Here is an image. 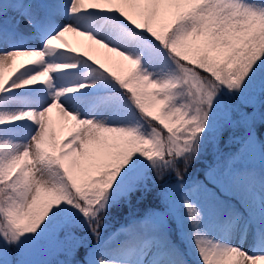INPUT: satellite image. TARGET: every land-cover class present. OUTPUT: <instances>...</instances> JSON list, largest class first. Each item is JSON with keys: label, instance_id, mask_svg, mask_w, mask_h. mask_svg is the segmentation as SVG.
<instances>
[{"label": "snow or ice", "instance_id": "6c2138e0", "mask_svg": "<svg viewBox=\"0 0 264 264\" xmlns=\"http://www.w3.org/2000/svg\"><path fill=\"white\" fill-rule=\"evenodd\" d=\"M85 4L70 0L69 16L117 15L161 48L175 70L149 72L131 45L121 47L73 24L57 29L52 10L38 0H0V37L25 25L43 34L42 47L0 50V100L36 85L50 94V102L34 96L35 107L26 111L0 103V128L20 121L34 126L24 143L0 142V264L5 253L20 254L17 264H32L25 258L54 248L68 257L60 264H75L82 247L88 251L86 264H186L170 237L168 214L130 218L125 229L130 238L118 247L105 239L111 208L157 181L167 204L180 196L186 213L178 222L182 231L185 225L190 229L184 236L200 264H264V254L249 255L205 234L212 219L218 228H236L243 220V234L251 230L264 246V174L234 166L237 160L264 162L257 135L264 124V0H90L91 10ZM65 33L83 36L112 55L101 63L77 52ZM117 38L126 35L117 32ZM60 53L71 62L58 61ZM18 58L27 59L17 64ZM84 60L126 94L138 116L135 123L110 125L74 107L96 82L63 86L56 74L76 71ZM9 62L13 72L6 77ZM54 109L61 115L56 123L50 116ZM228 129L243 131L242 137H229L240 145L231 153L220 143ZM205 146L212 148L213 163L204 182L189 183L186 174ZM173 175L175 183L169 184ZM92 238L96 243L89 246Z\"/></svg>", "mask_w": 264, "mask_h": 264}, {"label": "rangeland", "instance_id": "374dc122", "mask_svg": "<svg viewBox=\"0 0 264 264\" xmlns=\"http://www.w3.org/2000/svg\"><path fill=\"white\" fill-rule=\"evenodd\" d=\"M60 1V0H59ZM70 0H63L62 2H57L56 5H47L41 3L38 0V4L42 8H48L51 11L52 22L56 25L57 29L62 28L65 24H73L76 27L81 28L82 30L91 31L95 35L100 38L111 39L112 43H119V46L125 47L131 45V51L134 56L142 57V67L146 68L149 72H156L158 75H162L168 71H174L168 69L167 62L161 56H157L152 54L150 56L145 55L144 51V41L141 35H138L137 32L133 29H128L127 25H124L119 17L115 14H100V13H91V14H82L78 17H71L67 12L68 4ZM90 0L86 1L85 8L90 9ZM7 8L8 5H5ZM132 30L136 33H133ZM117 32H122L126 35V39L118 40ZM42 33L39 32L32 25H25L18 29V31L14 33H10L8 36L0 37V50L5 48H29V47H42L43 39ZM46 39V37H44ZM64 40L67 44L74 48L77 52L87 53L93 57V59L103 63L107 56H111V53H108L106 50L105 57L103 59L96 58L92 55L90 51L91 41L83 38L82 41L73 42L70 34L65 33ZM99 46H97L98 48ZM66 56L63 53H60L56 59L58 61L64 62ZM21 59L27 58H18V62ZM69 62H71V59ZM13 72V66L7 70L5 76L7 77ZM124 74H122L123 76ZM56 80L59 84L63 86L76 85L80 83H92L96 82L95 87L87 88L83 90L80 94L79 98L74 104L79 111L84 114L94 115L99 120H105L108 124H116V125H127L129 123H135V116L132 113L122 111L120 106L118 105L117 97L119 93L111 92L108 96L107 92L112 91V79L107 74L100 75L97 72L93 71V66L90 62L86 60L82 61L80 67L76 71H69L66 73L56 74ZM39 83V82H37ZM44 85H36L35 89L31 90L29 87L23 90H18L13 93H9L0 100V103H11L15 105L14 111L28 110L30 108H34L35 105L31 102L34 96H41L46 98L43 92ZM30 93V94H28ZM108 94V93H107ZM50 102V100H49ZM52 115V116H51ZM52 121L57 120V115L51 114ZM61 116V115H60ZM59 117V115H58ZM158 123V122H156ZM262 124H259V126ZM260 128V129H259ZM257 129V135L259 137V142L264 145V126L259 127ZM34 131V126L28 121H20L14 125H8L3 128H0V142L3 139H9L13 142L24 143L27 139L30 138V135ZM234 131L228 129V132L223 133L221 137V147L224 152H235L239 148L238 142H232L225 149V140L232 136ZM58 140L64 139V134H61L59 131L57 133ZM225 142V143H224ZM213 154L211 146H205L203 153L199 157L197 161H194L191 167V171L186 174L185 179L189 183H195L197 181L204 182L205 181V171L208 166L213 163V159L208 161L206 158L208 154ZM31 159V156L29 157ZM199 167L195 165H199ZM234 166H241L243 168L254 167L258 174H264V162L259 161L257 158L254 161L244 160V161H235ZM159 183L156 185V192L158 201L157 204L150 205L145 208L141 215H135L132 213V210L127 207L126 213L123 214V221L116 224L112 228L110 227L105 233V239L109 242L111 247H118L122 242L128 240L130 238V233L125 231V229L129 226L130 218L141 219L145 214L150 212H157L170 215L168 220V227L170 229V237L175 243L180 251L183 253L184 259H189L190 261H195L200 264V259L198 254L195 252L194 244L190 239H185L184 232L190 231L187 225L184 226V230H181V227L178 222L179 215H183L186 213V209L183 208L180 204V196L176 195L171 197L168 204L166 203L163 194L161 193V189L159 187ZM169 184L175 183V176L168 178ZM219 195V193H217ZM261 198V194L258 192V202ZM175 201L174 207L171 206V200ZM159 203V204H158ZM233 203L236 204V207L240 210L242 216L247 215L244 208L235 200ZM202 205L208 209L210 207L209 202L203 201ZM114 209L113 211H115ZM168 211L175 213V215L169 214ZM137 214V213H136ZM243 220L236 228H218L216 226V222L214 219L210 220L206 229L205 234L208 239H212L214 241L226 240L228 243L233 246L241 248L243 251L247 252L249 255L252 254H264V246H260L254 236V233L250 230L247 235H244L242 232ZM115 233V235H113ZM96 243L94 238L91 239L90 245L92 246ZM52 251L56 252V257L51 259L48 258L47 261H51L52 264H60L61 261H65L68 257L64 252L59 249H53ZM48 252L36 251L30 257L25 259L30 260L32 264H38L42 258ZM16 255V256H14ZM88 255V251L84 248V252L80 256H76L75 264H86L85 257ZM16 257V258H15ZM18 257V258H17ZM20 259V254L16 253H5L4 255V264H15V260ZM17 264V263H16Z\"/></svg>", "mask_w": 264, "mask_h": 264}, {"label": "trees", "instance_id": "16d2710c", "mask_svg": "<svg viewBox=\"0 0 264 264\" xmlns=\"http://www.w3.org/2000/svg\"><path fill=\"white\" fill-rule=\"evenodd\" d=\"M146 40V45H145V50H146V55H152V54H157L159 56H161L162 58H164L167 62H168V69L173 70L174 66L171 64V62L168 60L167 54L159 47H157V45L150 41L149 39L145 38ZM122 78H127V75L124 74L122 76ZM111 92H116L119 93L118 97H117V101H118V105L120 106V109L122 111H126L129 113H132L135 118H138L137 114L135 113L134 109L132 108V106L130 105V102L126 96V94L120 89V87L114 82V80L112 79V91L108 92V96L111 94ZM264 126V124L262 125H258L257 129L259 127ZM260 129V128H259ZM228 132V130H226L224 133ZM243 136V131L242 130H238L232 133V136ZM231 137V136H230ZM226 142V143H225ZM225 149L233 142V141H229V138L227 139V141L225 140ZM208 161H210V159H213V154L209 153L208 157L206 158ZM201 164H204L203 162L200 163L199 165H195L194 167L197 166L199 167ZM193 169V166H192ZM191 171V168L189 169L188 172ZM173 177V176H172ZM13 178H15V176H13ZM160 182V181H157ZM156 185H149V188L147 191L144 190H138L135 193H132L130 195V198L128 200L122 201L121 203H119L118 205H114L107 218H106V223L109 225V228L115 226L116 224L120 223L121 221H123V214L127 212V210H125V208L127 209L130 208V210H132V213H134L136 216L137 215H141L143 213V211L145 210V208L149 207L150 205L153 204H157V190H156ZM159 204V203H158ZM114 209H116L115 211H113ZM137 213V214H136ZM108 228V229H109ZM107 229V230H108ZM84 252V248L82 247L78 253L77 256L82 255ZM16 256V255H14ZM56 257V252L55 251H51L46 253L44 256H42L40 262L38 264H45L46 260L48 258L53 259ZM16 258V257H15ZM18 258V257H17ZM186 264H198L195 261H190L189 259H185ZM15 262L17 263V259L15 260ZM15 263V264H16Z\"/></svg>", "mask_w": 264, "mask_h": 264}, {"label": "bare ground", "instance_id": "6f19581e", "mask_svg": "<svg viewBox=\"0 0 264 264\" xmlns=\"http://www.w3.org/2000/svg\"><path fill=\"white\" fill-rule=\"evenodd\" d=\"M39 1H41V3H44V4H47V5H56V3L57 2H62L63 0H39ZM87 1V0H86ZM70 34V37H71V39H72V41L73 42H79V40L80 41H82L83 40V36H77V35H75V34H73V33H69ZM97 46L98 45H92V43H91V46H90V51L92 52V55L94 56V57H96L97 59L98 58H101V59H103V57H105V55H106V51H104L103 49H99L98 51H97V49L99 48H97ZM64 58H65V60H64V62H69L70 60H68V59H70L69 57H67V56H64ZM18 62V61H17ZM16 62V63H17ZM11 66H13L12 65V63L11 62H9L8 64H6L5 65V69H4V72L6 73L7 72V70L9 69V68H11ZM39 82V81H38ZM40 83V82H39ZM31 90H33V89H35V87H29ZM43 92H44V94H45V96H46V98L47 99H49L50 100V94H49V90L47 89V87L46 86H43ZM28 94H30V93H28ZM51 114H54V115H57V120L55 119V121L53 120V122L54 123H56V122H58L60 119H61V116H60V113H59V111L58 110H56V109H54L53 110V112L51 113ZM50 114V115H51ZM58 115H59V117H58ZM52 116V115H51ZM52 119V118H51Z\"/></svg>", "mask_w": 264, "mask_h": 264}]
</instances>
